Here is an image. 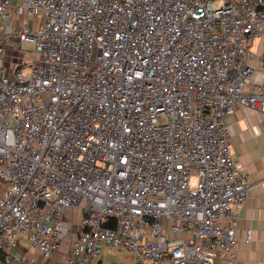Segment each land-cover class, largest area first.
Here are the masks:
<instances>
[{
    "label": "built area",
    "instance_id": "built-area-1",
    "mask_svg": "<svg viewBox=\"0 0 264 264\" xmlns=\"http://www.w3.org/2000/svg\"><path fill=\"white\" fill-rule=\"evenodd\" d=\"M236 107L264 113V0H0V264L51 259L72 208L65 264L234 261Z\"/></svg>",
    "mask_w": 264,
    "mask_h": 264
},
{
    "label": "crops",
    "instance_id": "crops-1",
    "mask_svg": "<svg viewBox=\"0 0 264 264\" xmlns=\"http://www.w3.org/2000/svg\"><path fill=\"white\" fill-rule=\"evenodd\" d=\"M260 44V41H259ZM257 54L261 52L259 47ZM255 45V43H254ZM13 49H8L6 66L12 71L19 64V56ZM258 65V55L250 61ZM258 81L263 80V75L257 76ZM224 124L229 130V142L235 155L236 164L248 175L250 188L247 199L238 213L236 258L234 261L217 262L215 264H264V113L236 107L234 112L227 115ZM79 208L69 209L65 217L64 237L62 248L65 250V243L71 238H76L80 231H73L72 220L80 218ZM252 231L250 243H246V233ZM19 250L23 256V264H34L33 251L29 248L26 240L19 242ZM66 254V253H65ZM64 255V254H63ZM62 257V256H61ZM64 260L54 256L40 264H65ZM104 264H132V257L127 252L116 251L106 248L103 256Z\"/></svg>",
    "mask_w": 264,
    "mask_h": 264
},
{
    "label": "rangeland",
    "instance_id": "rangeland-1",
    "mask_svg": "<svg viewBox=\"0 0 264 264\" xmlns=\"http://www.w3.org/2000/svg\"><path fill=\"white\" fill-rule=\"evenodd\" d=\"M17 17H14V19H13V23H14V25H16L17 24ZM23 20H25V21H29L30 22V20H28L27 18H23L22 19V21ZM259 41L260 40H256L255 41V45L253 46V48H252V51L254 52V51H257V48H258V44H259ZM16 44H14L12 47H14V49L11 47V45H9L8 43H6V46H8L7 48L10 50V49H13L14 50V52L15 53H17L16 55L17 56H19V57H22V56H24L25 58H28V57H30V53H24L21 49H20V47H19V43L18 42H15ZM19 48V49H18ZM22 52L24 53V54H22ZM81 212V214H82V211H80ZM73 222H72V227H71V229H73V231H77V230H79V226H80V218H78V219H73L72 220ZM75 240V238L73 237V238H71L70 240H68L67 241V243H65V250H66V254L64 253V248L63 249H61L62 248V246L60 247V249L56 252V257H59V258H62L63 260H64V258H65V255L67 256L69 253H70V250H71V247H72V242ZM64 254V255H63ZM62 256V257H61ZM40 261H41V259L39 258L38 259V262H37V264H40Z\"/></svg>",
    "mask_w": 264,
    "mask_h": 264
}]
</instances>
